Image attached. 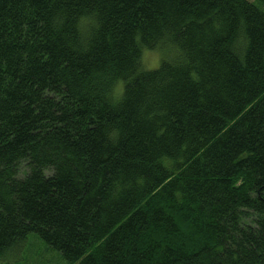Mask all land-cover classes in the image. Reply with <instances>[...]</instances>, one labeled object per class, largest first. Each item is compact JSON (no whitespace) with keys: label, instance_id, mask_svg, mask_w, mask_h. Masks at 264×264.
Listing matches in <instances>:
<instances>
[{"label":"trees","instance_id":"obj_1","mask_svg":"<svg viewBox=\"0 0 264 264\" xmlns=\"http://www.w3.org/2000/svg\"><path fill=\"white\" fill-rule=\"evenodd\" d=\"M30 233L67 264H264V9L0 0V257Z\"/></svg>","mask_w":264,"mask_h":264},{"label":"rangeland","instance_id":"obj_2","mask_svg":"<svg viewBox=\"0 0 264 264\" xmlns=\"http://www.w3.org/2000/svg\"><path fill=\"white\" fill-rule=\"evenodd\" d=\"M253 1L261 9H264V0ZM141 64L145 69L158 67L160 53L157 49H143L141 52ZM20 246L0 257V264H67L60 252L55 251L40 240L35 233L27 235Z\"/></svg>","mask_w":264,"mask_h":264}]
</instances>
